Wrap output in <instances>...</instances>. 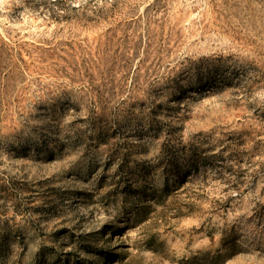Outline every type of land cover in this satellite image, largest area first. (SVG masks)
Wrapping results in <instances>:
<instances>
[{
    "label": "rangeland",
    "instance_id": "1",
    "mask_svg": "<svg viewBox=\"0 0 264 264\" xmlns=\"http://www.w3.org/2000/svg\"><path fill=\"white\" fill-rule=\"evenodd\" d=\"M0 264H264V0H0Z\"/></svg>",
    "mask_w": 264,
    "mask_h": 264
}]
</instances>
